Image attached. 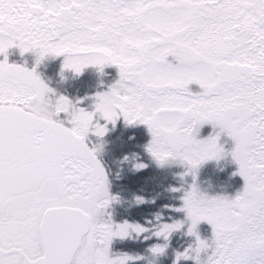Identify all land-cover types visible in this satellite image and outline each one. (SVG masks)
Instances as JSON below:
<instances>
[{
    "label": "snow or ice",
    "instance_id": "1",
    "mask_svg": "<svg viewBox=\"0 0 264 264\" xmlns=\"http://www.w3.org/2000/svg\"><path fill=\"white\" fill-rule=\"evenodd\" d=\"M12 45L65 53L77 73L116 65L115 104L161 138L192 117L218 126L193 164L230 136L243 189L194 202L188 231L212 225L207 264H264V0H0V53ZM47 91L34 69L0 60V264H112L114 226L93 219L105 172L82 130L49 114ZM54 103L58 115L69 101Z\"/></svg>",
    "mask_w": 264,
    "mask_h": 264
},
{
    "label": "trees",
    "instance_id": "2",
    "mask_svg": "<svg viewBox=\"0 0 264 264\" xmlns=\"http://www.w3.org/2000/svg\"><path fill=\"white\" fill-rule=\"evenodd\" d=\"M5 55L9 64L29 70L35 68L41 79L54 90L50 94L53 99L63 95L86 111H93L96 95L107 91L119 79V69L115 65L102 69L89 66L75 73L63 69L64 55L49 54L40 59L38 49L22 53L17 46L9 48L1 56L2 60ZM191 90L194 92L198 87L191 86ZM53 118L70 126L66 113H59ZM95 119L102 125L106 124V120L98 114ZM203 125L207 127V124ZM106 128L103 138H98L93 132L87 137L91 149H96L97 144L101 145L96 149V154L105 166L109 193L117 197V201L112 200L104 212L113 223L127 221L147 229L139 234L131 232L125 237H113L109 251L113 256L127 254L134 257L128 264H196L192 256L177 259L178 253H184L196 243L197 235L208 241L204 233L205 224L198 226L195 233H189V223L182 222L185 218L181 208L183 197L186 189L194 183L212 196L234 197L240 192L243 178L231 155L234 147L230 143L232 138L223 133L225 152L219 159L208 160L199 165L197 171H193L186 162L179 159H170L162 164L157 162L147 151V145L152 139L151 132L140 121L128 123L120 116L114 123H107ZM137 163L145 166L136 168ZM165 222L181 224L167 240L155 235L158 226ZM158 244L167 246L162 253L153 255L151 249ZM209 245L201 253L202 260H207L214 249V244ZM207 251L210 252L206 254Z\"/></svg>",
    "mask_w": 264,
    "mask_h": 264
},
{
    "label": "clouds",
    "instance_id": "3",
    "mask_svg": "<svg viewBox=\"0 0 264 264\" xmlns=\"http://www.w3.org/2000/svg\"><path fill=\"white\" fill-rule=\"evenodd\" d=\"M15 46H17V45H15ZM37 49L39 50V58L40 59H42L43 57H45L49 54L55 55V56L64 55L65 59L63 62V69H68V70H71V71L77 73L74 70V68L65 67V61L69 59L65 53L53 54L50 50H44V49H41L39 47H33L27 51L37 50ZM27 51H25V52H27ZM41 53H43V55H41ZM89 65L98 67L95 64H86L83 66L82 70ZM33 69H34V74L37 75L41 79L40 75L36 72L35 68H33ZM42 81L44 82V80H42ZM45 85L47 86V89L50 90V91H47L45 93L46 97L48 98L47 111L49 112V114L52 115L53 117L56 116L57 113L55 111L54 101L58 100L61 96L66 98L69 101V103H68L67 109L61 113L67 114V120L69 121V123L72 124V126L80 128L84 134V137H86L90 131L94 132L98 138H103V136L105 135V132H106L105 126L100 124L99 121L95 119L97 114L100 117L104 118V120L111 121V122H113V120L110 119L111 113H115V120L121 114L123 115V110L120 109L115 104V95L117 93H119L120 91H122L123 88L125 87V85L120 81V77L118 80H116L113 84L110 85V87L108 88L107 91L100 92L96 95L95 105H94L93 111H86L84 108L76 106L75 104L72 103L71 100H69L67 97H65L63 95L56 96L55 99H53L52 96H50V94H52L54 92V90L51 87H49L48 84L45 83ZM86 114H88L87 119H85ZM134 122H136V121H134ZM134 122H132V123H134ZM200 126H201V124L195 119V117H192L191 120L189 122H187L186 133L179 132L176 134L175 137H164V138H161L160 135L154 133L148 126V128L151 132V135H152V139L149 142V144L147 145V151L152 155V157L157 162H159L161 164L170 160V159H172V160L179 159L183 162H186L190 166V170L194 171L196 168H198V166L202 162L207 161V160H212V159H219L221 157V155L223 154V153L220 154L219 158H216V157L204 158V159L200 160L198 163H195V164L192 163V161L189 159V154L199 152L204 147L208 138L211 136L210 135L209 137H207L205 139H197V132H198V129ZM219 136L217 139V143L219 141ZM86 146L88 147L87 144H86ZM100 146H101L100 144H97L96 149H98ZM89 149L94 150L95 159L99 162L100 166L102 167V169L105 172L104 167L102 166L100 160L97 158L96 149H91V148H89ZM161 152L167 153V155H165L162 160L160 159V157L158 155H156V153H161ZM125 159H128V157H125ZM144 166L145 165H143L141 163H137L135 165L136 168H142ZM216 197H218V196L208 197L204 193H201L198 190V188L195 186V184H193V186H191V188L188 191H186V193L183 197V200H184L183 207H184V209H186L187 216L191 219V225H192V219H193V217L191 215L193 203L199 202V201H204V200H210V199H213ZM98 198L100 200H106L107 203L103 207H96L95 209H93L94 221L109 223L110 225L114 226L111 229L112 235L109 237L108 244H107L108 258L112 262V264H128V261L130 259H133L134 257H131L127 254H122V255H119L116 257H112L109 255V245H110L113 237H116V236L125 237V236L130 235V233L133 231L136 232L137 234H139V233L146 231V229L144 226H142L138 223L133 224V223H129V222L125 221L124 223L114 224L110 220L109 221L104 220V218H103L104 217V210L110 205L112 200L116 199L115 196H112L109 193L108 180H107L106 172H105V186H104V189L100 193ZM176 224L177 223L160 224L158 226V230L155 232V235L163 236L164 239L167 240L168 237L170 236V234L174 230L179 229L181 227L180 223H179L180 227H178V228L174 227V225H176ZM200 240H202V239H200V237H199V240H198V238H196V243L193 246H191L189 249L185 250V252L187 253V256H192V258L196 261V264H207L208 259L202 260L201 253L206 251L210 247V245L205 240H203L204 243L201 244ZM166 246H167L166 244L154 245L151 249V252L153 253V255H158L164 251ZM154 249H156V250H154ZM160 249H162V251H160Z\"/></svg>",
    "mask_w": 264,
    "mask_h": 264
},
{
    "label": "rangeland",
    "instance_id": "4",
    "mask_svg": "<svg viewBox=\"0 0 264 264\" xmlns=\"http://www.w3.org/2000/svg\"><path fill=\"white\" fill-rule=\"evenodd\" d=\"M13 46H15V45H13ZM13 46H11V47H13ZM11 47H9V48H11ZM18 47V46H17ZM8 48V49H9ZM7 49V50H8ZM6 50V51H7ZM4 53H0V60H2L1 59V56L3 55ZM169 59L171 60L172 58L171 57H169ZM173 62H175V61H173ZM89 66H92V65H89ZM89 66H87V67H89ZM105 66H108V65H105ZM105 66H103V67H105ZM116 66V65H115ZM86 68V67H85ZM84 68V69H85ZM83 69V70H84ZM82 70V71H83ZM194 85H196L197 87H198V90H196V91H192L191 90V86H194ZM189 89H190V91L192 92V93H200V92H202V89L200 88V86L197 84V83H195V82H193L192 84H190L189 85ZM121 117H123L124 118V116L121 114L120 115ZM119 116V117H120ZM118 117V118H119ZM125 119V118H124ZM116 121V120H115ZM109 122H111V121H106V124L107 123H109ZM106 124H103L104 126H105V128H106ZM205 124H207V127L205 126V125H201L200 127H199V129H198V132H197V139H205V138H207V137H209L210 135H215V133H217V132H220V129H219V127L217 126L215 129L213 128V125L211 124V123H205ZM206 127L205 129H204V127ZM204 129V130H203ZM106 130H107V128H106ZM200 130H201V132H200ZM92 133V131H90L89 133H88V135L85 137V143L88 145V147L90 148V144H88V142H87V137L90 135ZM94 133V132H93ZM222 135H223V133H220V136H219V141H218V143L220 144V145H222L223 146V149H224V143H225V141H223L222 140ZM225 135H226V133H225ZM233 146H234V140L232 139V141L230 142ZM223 152H225V150L223 151ZM97 155V154H96ZM97 158L99 159V157L97 156ZM100 160V159H99ZM208 161V160H207ZM207 161H204V162H207ZM101 162V161H100ZM204 162H202V163H204ZM201 163V164H202ZM102 164V163H101ZM200 164V165H201ZM102 166L104 167V169H105V166L102 164ZM190 167V166H189ZM197 169L198 168H196L195 169V171H197ZM105 172H106V169H105ZM107 173V172H106ZM243 178V177H242ZM195 184V183H194ZM243 185H244V180H243ZM192 186H193V184H192ZM195 186L198 188V190L201 192V193H204L205 195H207L208 197H214V196H212V195H209V193L206 191V190H204L200 185H198L197 183L195 184ZM191 187H188L187 189H186V191H188L189 189H190ZM242 189H243V187L241 188V190L240 191H242ZM186 193V192H185ZM239 193V192H238ZM237 193V194H238ZM236 194V195H237ZM112 195V194H111ZM235 195V196H236ZM112 196H114V195H112ZM234 196V197H235ZM116 197V196H115ZM234 197H228V198H234ZM115 201H117V197H116V199H114ZM112 202V201H111ZM183 203H184V200H183ZM181 208L184 210V214H185V218H184V220L182 221V222H188L189 224H188V229H189V227L191 226V219L187 216V212H186V209H184V207H183V204H182V206H181ZM104 220L105 221H109V220H111L110 218L108 219L107 218V215H106V213L104 212ZM116 223H122V222H119V221H116V222H114V224H116ZM124 223V222H123ZM165 223H167V222H165ZM133 224H135V223H133ZM202 224H205L204 226H205V228H206V230L204 231V233H206L207 235H206V238H208V241L207 242H209L210 244H214L213 243V228H212V225L208 222V221H206V220H202V221H200V222H198V224L196 225V228H195V231L197 230V228H198V226H201ZM146 229V228H145ZM147 230V229H146ZM134 232V231H133ZM212 246V245H211ZM214 250V249H213ZM211 251V250H210ZM210 251H207L206 252V254L208 253V252H210ZM213 252V251H212ZM212 252L209 254V256L212 254ZM109 255L110 256H112V257H116V256H113V253L111 252V251H109Z\"/></svg>",
    "mask_w": 264,
    "mask_h": 264
}]
</instances>
